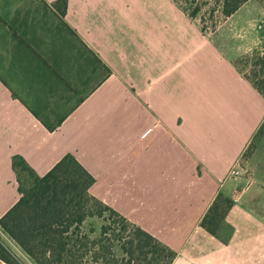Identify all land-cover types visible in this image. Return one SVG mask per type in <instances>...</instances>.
I'll list each match as a JSON object with an SVG mask.
<instances>
[{"label": "crops", "instance_id": "crops-1", "mask_svg": "<svg viewBox=\"0 0 264 264\" xmlns=\"http://www.w3.org/2000/svg\"><path fill=\"white\" fill-rule=\"evenodd\" d=\"M55 1L0 0V218L21 196L15 155L44 175L70 152L94 195L190 263L264 264V134L251 173L229 174L264 122L263 94L235 68L230 94L211 93L146 7L68 0L62 16ZM220 192L235 199L228 242L201 225ZM0 238L29 256L1 224Z\"/></svg>", "mask_w": 264, "mask_h": 264}, {"label": "trees", "instance_id": "trees-1", "mask_svg": "<svg viewBox=\"0 0 264 264\" xmlns=\"http://www.w3.org/2000/svg\"><path fill=\"white\" fill-rule=\"evenodd\" d=\"M174 1L179 3L191 18H195L212 0ZM246 1L248 0H214L212 12L214 14L220 7L221 13L228 17ZM190 5H193L192 8ZM55 6L64 16L68 0H56ZM204 24L202 31L205 33L207 27ZM250 56L252 72L246 73L245 77L264 96V50L261 52L255 50ZM237 62L235 64L238 67ZM263 134L264 122L256 138L247 148V156L255 151L257 142ZM13 166L19 175L21 196L0 218V224L39 264H66L83 259L96 252V247L98 249L103 247L104 243H107L106 240L118 238L117 236L127 231L128 238H123V241L119 238L122 241L124 257L127 259L126 264H172L180 256L170 245L94 195L91 186L95 182V176L73 153H67L44 175H40L22 155L14 156ZM24 172L33 178V183L29 187H25L21 180ZM234 204L235 199L232 196L220 192L203 216L201 225L213 235L220 237L221 226ZM105 212H110L121 219L123 225L118 233L115 229L111 232L112 228L103 224L99 238H93L88 233L81 235L79 225L83 224L87 217L103 216ZM111 233L114 236H110ZM220 238L228 240L222 236ZM91 255L93 257L94 254ZM117 257L113 251L115 258L113 260H117ZM0 258L9 264H24L1 238Z\"/></svg>", "mask_w": 264, "mask_h": 264}, {"label": "rangeland", "instance_id": "rangeland-1", "mask_svg": "<svg viewBox=\"0 0 264 264\" xmlns=\"http://www.w3.org/2000/svg\"><path fill=\"white\" fill-rule=\"evenodd\" d=\"M128 1L132 3L133 9L135 6L141 9L146 7L147 14H150V12L155 13V17H158L162 23L164 35L171 33L174 34L175 39L179 40L181 52L191 50L192 63L197 71L196 75L203 76L206 82H210L208 87L211 89V93L215 91V88L220 91L218 87L224 86V90L227 89V94H230L231 86L235 87L236 81L239 80L237 75L241 80L245 81L247 79L245 77L246 73L252 72L251 53L255 50L258 52L264 50V0H248L228 17L221 13L220 7L213 14L212 7L215 6V2L212 0L195 18H191L183 7L174 0ZM192 6L190 5V8ZM203 24L207 27L205 33L202 31ZM238 59L239 62H237ZM236 62L238 69L234 65ZM102 75L103 72L101 73ZM246 126L247 124L245 123ZM259 143L258 141L257 144L259 145ZM252 154L247 156V152H245L237 166L230 169L229 174L236 176L240 173H245L249 175L252 167H249L245 160H249ZM21 180L25 187H29L33 183L32 176L27 172L22 173ZM258 182H262V180L255 182L256 188L259 187L256 184ZM257 190H259L257 192L261 191L264 193V188ZM103 224L110 226L112 228L111 232L115 229L117 233L123 225L121 219L110 214V212H105L103 216L90 215L83 224L79 225L81 235L88 233L93 238H99ZM232 231L233 229L227 226L220 230V235L223 238H228V242ZM128 234L129 231L117 236L118 238H111L110 241L106 240L107 243H104L105 245L100 249L96 247L97 251L90 253V256L88 255L83 259L66 264H115V262L117 264H126L127 259L124 257L125 254L121 247V242L123 238H128ZM110 236H114L113 233ZM8 247L11 248L10 246ZM113 251L118 256L115 261L113 260L115 259L113 258ZM17 252L19 254L15 253L24 264H39L30 255L25 256L19 251ZM91 254H94L93 257ZM172 264L192 263L179 256Z\"/></svg>", "mask_w": 264, "mask_h": 264}]
</instances>
